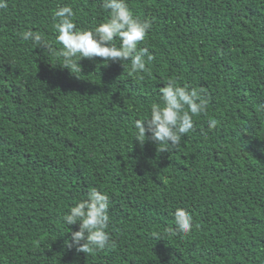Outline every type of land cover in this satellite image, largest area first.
<instances>
[{
	"label": "trees",
	"instance_id": "obj_1",
	"mask_svg": "<svg viewBox=\"0 0 264 264\" xmlns=\"http://www.w3.org/2000/svg\"><path fill=\"white\" fill-rule=\"evenodd\" d=\"M127 2L152 24L146 73L100 57L62 67L55 10L91 29L109 17L102 0L0 9V264H264V0ZM169 80L209 103L160 152L134 125ZM92 188L109 196L114 246L77 252L66 243L79 225L63 216ZM176 207L194 218L189 234L168 231Z\"/></svg>",
	"mask_w": 264,
	"mask_h": 264
},
{
	"label": "clouds",
	"instance_id": "obj_2",
	"mask_svg": "<svg viewBox=\"0 0 264 264\" xmlns=\"http://www.w3.org/2000/svg\"><path fill=\"white\" fill-rule=\"evenodd\" d=\"M7 0H0V9L7 8ZM109 10V17L91 29L78 30L74 22L75 13L71 6H60L54 12L57 19L54 27L57 32L56 41L62 45L60 55L63 57L62 67L71 73H81L82 58H103V62H131L130 73L149 72L146 66L154 59L147 47H139L145 41L152 24L148 20L141 21L133 15L127 0H102L100 5ZM24 41L31 40L37 46L48 47L42 35L32 30L21 34ZM120 43L117 46L116 40ZM202 89H189L187 85L179 86L176 81L169 82L160 89L162 103H154L145 119L135 121V139L143 145L146 139L153 141L158 151H168L169 147L180 144L182 137L194 131V116L206 113L208 100L202 97ZM264 110V105L260 106ZM145 121L147 122L145 125ZM217 120L208 121L209 129L217 127ZM146 133H150L146 136ZM159 146V147H158ZM109 196L92 188L87 198L70 207L63 216L64 223L78 224L79 230L71 232V241L67 247H75L77 252L92 253L111 243ZM174 226L168 231L172 234H189L194 225L192 214L183 207H176L173 212Z\"/></svg>",
	"mask_w": 264,
	"mask_h": 264
}]
</instances>
